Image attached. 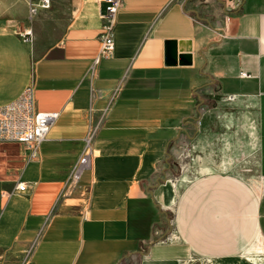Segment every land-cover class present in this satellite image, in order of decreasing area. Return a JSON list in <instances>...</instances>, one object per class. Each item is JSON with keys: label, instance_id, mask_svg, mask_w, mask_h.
<instances>
[{"label": "crops", "instance_id": "obj_1", "mask_svg": "<svg viewBox=\"0 0 264 264\" xmlns=\"http://www.w3.org/2000/svg\"><path fill=\"white\" fill-rule=\"evenodd\" d=\"M53 1L69 10L57 36L40 32L52 10L0 24V108L30 88L35 109L58 112L36 156L21 145L18 172L0 170V264H254L240 255L264 241V0H122L95 66L105 2ZM223 109L243 116L220 130ZM229 127L237 150L217 139ZM188 154L199 165H182L175 197L163 177Z\"/></svg>", "mask_w": 264, "mask_h": 264}, {"label": "built area", "instance_id": "obj_2", "mask_svg": "<svg viewBox=\"0 0 264 264\" xmlns=\"http://www.w3.org/2000/svg\"><path fill=\"white\" fill-rule=\"evenodd\" d=\"M105 2L104 12L100 14L101 32L99 34V49L93 61L95 66L98 61L109 56L114 48L113 28L116 13L122 4V0H102ZM233 0H230L232 3ZM49 0H38V4L31 3V13L36 12L37 7L48 8ZM224 6L228 4L224 2ZM232 7V6H231ZM28 35V34H25ZM245 75L244 73H241ZM34 97L30 88H26L21 96L14 102L0 108V143H15L24 146L28 150V158L36 156L37 145L45 139L52 122L58 117L57 111H39L35 109ZM92 129L84 138V146L78 160L75 162L70 174L69 184L73 185L78 180L81 172L90 166L93 150L91 146ZM15 189L24 191L26 185L18 183ZM34 245L26 249L31 251ZM29 258L25 260L28 263Z\"/></svg>", "mask_w": 264, "mask_h": 264}, {"label": "rangeland", "instance_id": "obj_3", "mask_svg": "<svg viewBox=\"0 0 264 264\" xmlns=\"http://www.w3.org/2000/svg\"><path fill=\"white\" fill-rule=\"evenodd\" d=\"M226 2L228 4V8H231L232 3L230 0H219ZM238 1V0H237ZM35 2L38 4V0H0V24L4 26H10V27H19V26H24V24H29V22H36L41 21L45 19V16H39L38 13L41 12V10H52L54 12L58 13L57 19L52 23V25H48L45 28H43L39 31L43 34V36H46V38L57 36L61 31V21L63 24L66 23V16H67V10H65V5L63 1H60V3L57 5L56 2L53 0H49L51 2V5H49L48 8H41L37 7L36 12L31 13L30 7L31 3ZM209 2V0H208ZM235 4V3H234ZM64 6V7H63ZM224 102H231V99H225ZM223 111L219 119L218 123V129H223L222 127L223 121L230 119L233 120H239L242 118L243 113L238 110H232V111H225L224 109L221 110ZM213 117L216 118L215 113H213ZM215 120V119H214ZM241 124V123H240ZM214 126V127H217ZM215 133V132H214ZM216 136V133H215ZM220 141L224 139L225 141L228 140L229 142V147L234 148L235 150L239 149L242 146V141H245V139L242 138L241 132H239V128L237 127H229L225 128V132L223 134H219L218 138ZM241 141V142H240ZM187 142V140H186ZM194 142L191 143H181V147H188L186 149V152L189 153V149H192ZM222 146V143H220ZM228 144L223 143V147L227 146ZM220 146V147H221ZM21 148L22 146L19 144L15 143H0V170L1 173H6L8 172L9 174H15L18 172L19 168L21 167L22 164V157H21ZM227 149H229L227 147ZM209 151L212 153V151L209 149ZM216 152V151H215ZM213 151V154H215ZM192 156L188 154L187 158L184 159L183 155H179L176 161V167L172 169V172H170V176L163 177V183L167 182L168 185L173 189L174 196L176 197L177 193L179 192V189L183 186V184L186 182V178L183 177V171H182V165H185V170L186 168L188 169L189 167L193 168V172L195 171L194 167H198L199 163L194 162L191 163L190 161ZM198 160V159H197ZM185 163V164H184ZM179 165V167H178ZM245 170V169H243ZM247 170V169H246ZM242 176L244 178H248V172H246ZM167 195H168V189L167 187L164 188V197L162 199L163 203L167 201ZM170 227L171 225V220L169 222ZM169 233V232H168ZM163 237H166L163 236ZM242 258H250L251 261L254 262V264H264V252L263 253H252V254H245L242 253L240 255Z\"/></svg>", "mask_w": 264, "mask_h": 264}, {"label": "water", "instance_id": "obj_4", "mask_svg": "<svg viewBox=\"0 0 264 264\" xmlns=\"http://www.w3.org/2000/svg\"><path fill=\"white\" fill-rule=\"evenodd\" d=\"M174 41H165V57L166 62H173L175 61V47H174Z\"/></svg>", "mask_w": 264, "mask_h": 264}, {"label": "bare ground", "instance_id": "obj_5", "mask_svg": "<svg viewBox=\"0 0 264 264\" xmlns=\"http://www.w3.org/2000/svg\"><path fill=\"white\" fill-rule=\"evenodd\" d=\"M257 244L255 246L249 247L245 250V254H252V253H263L264 252V241L262 239L256 240Z\"/></svg>", "mask_w": 264, "mask_h": 264}]
</instances>
